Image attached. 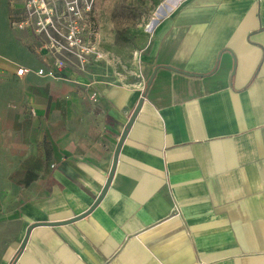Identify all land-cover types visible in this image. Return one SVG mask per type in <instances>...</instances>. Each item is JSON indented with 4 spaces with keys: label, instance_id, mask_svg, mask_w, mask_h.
<instances>
[{
    "label": "crops",
    "instance_id": "0c3cea01",
    "mask_svg": "<svg viewBox=\"0 0 264 264\" xmlns=\"http://www.w3.org/2000/svg\"><path fill=\"white\" fill-rule=\"evenodd\" d=\"M23 1L0 0V264H264V0H162L135 85L38 75Z\"/></svg>",
    "mask_w": 264,
    "mask_h": 264
},
{
    "label": "rangeland",
    "instance_id": "374dc122",
    "mask_svg": "<svg viewBox=\"0 0 264 264\" xmlns=\"http://www.w3.org/2000/svg\"><path fill=\"white\" fill-rule=\"evenodd\" d=\"M43 4L61 33L68 23L86 35L95 34L93 52L84 54L83 59L76 55L70 57V64L75 69L106 84L135 85L142 78L141 48L153 26L148 28V24L162 0H37L31 6L39 9ZM21 5L20 10L24 13L26 0ZM40 18L46 26L45 17ZM40 18L34 17L29 30L41 46L52 53L53 39L59 36L51 26L40 31L36 25Z\"/></svg>",
    "mask_w": 264,
    "mask_h": 264
},
{
    "label": "built area",
    "instance_id": "2783aa9c",
    "mask_svg": "<svg viewBox=\"0 0 264 264\" xmlns=\"http://www.w3.org/2000/svg\"><path fill=\"white\" fill-rule=\"evenodd\" d=\"M36 1L37 0H26V8L23 13V18L16 23V26L19 29H29L32 27L34 17H45V21L47 22L46 26H51V28L57 32L59 37L53 39V43L51 44V48H53L52 54H54L52 68L48 70L42 68L38 69L37 74L51 78H60L63 70L70 62V57L72 55H76L80 59H83L84 54L94 51L92 40L93 35L95 34L89 33L91 35H86V33H83L77 26L68 23H66L65 29L61 33L55 28L50 20L51 13L45 9V4L41 5L39 9H33L31 3ZM36 25L40 28V31L46 29L41 18L36 21ZM74 46L76 47V51L74 50ZM27 71L26 68L20 67L17 69L16 75L22 76Z\"/></svg>",
    "mask_w": 264,
    "mask_h": 264
},
{
    "label": "water",
    "instance_id": "95a60500",
    "mask_svg": "<svg viewBox=\"0 0 264 264\" xmlns=\"http://www.w3.org/2000/svg\"><path fill=\"white\" fill-rule=\"evenodd\" d=\"M154 73H155V70L153 71L152 75L150 76V78H149V80H148V82H147V85H149V84L151 83V80H152V78H153V76H154ZM141 104H142V99L139 100L138 105L136 106L135 110L133 111V113H132V115H131V117H130L128 123L126 124L125 129L123 130V132H122V134H121V136H120V138H119V140H118V143H117V146H116V149H115V152H114L113 164H112V167H111V171H110V173H109V177H108V179H107V181H106V184H105L104 187L102 188L99 197L97 198V200L95 201V203L92 205L90 211H91L92 209H94V208L99 204V202H100L101 199L103 198L104 194L106 193V190H107V188H108V186H109V184H110V181H111L112 176H113V173H114V169H115V165H116V162H117V157H118L119 150H120V148H121L122 143L124 142V140H125V138H126L127 131H128V129H129V127L131 126V124H132V122L134 121V118H135L137 112L139 111V109H140V107H141ZM90 211H89V212H90ZM79 218H82V216L78 217L77 219H79ZM77 219H73L72 221H75V220H77ZM72 221H71V222H72ZM29 233H30V230L28 229V230L26 231V233H25V236H24L23 240H22V243H21V245H20V249H23V248L25 247V244H26V242H27V239H28Z\"/></svg>",
    "mask_w": 264,
    "mask_h": 264
},
{
    "label": "bare ground",
    "instance_id": "6f19581e",
    "mask_svg": "<svg viewBox=\"0 0 264 264\" xmlns=\"http://www.w3.org/2000/svg\"><path fill=\"white\" fill-rule=\"evenodd\" d=\"M161 5H159V7L154 11L153 13V18L151 19V21L148 24V28L151 27L155 20H159V18L163 15V9L160 7ZM171 8V7H170ZM167 11V10H166ZM165 14V13H164Z\"/></svg>",
    "mask_w": 264,
    "mask_h": 264
},
{
    "label": "trees",
    "instance_id": "16d2710c",
    "mask_svg": "<svg viewBox=\"0 0 264 264\" xmlns=\"http://www.w3.org/2000/svg\"><path fill=\"white\" fill-rule=\"evenodd\" d=\"M19 251H20V249L18 250V252H17V253H19ZM14 258H15V257H14ZM14 258H13V259H14ZM12 261H13V260H12Z\"/></svg>",
    "mask_w": 264,
    "mask_h": 264
}]
</instances>
